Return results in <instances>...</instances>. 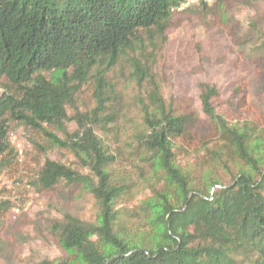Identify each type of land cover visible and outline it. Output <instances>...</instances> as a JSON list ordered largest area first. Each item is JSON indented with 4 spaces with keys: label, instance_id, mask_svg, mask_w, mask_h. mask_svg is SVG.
Returning <instances> with one entry per match:
<instances>
[{
    "label": "trees",
    "instance_id": "16d2710c",
    "mask_svg": "<svg viewBox=\"0 0 264 264\" xmlns=\"http://www.w3.org/2000/svg\"><path fill=\"white\" fill-rule=\"evenodd\" d=\"M180 2L0 0V176L33 155L39 167L31 182L35 188L81 181L102 209L98 224L74 215L54 221L63 248L79 258L47 264H264V118L232 124L216 109L217 87L203 84V109L213 125L205 146L212 145L208 150L217 158L243 162L251 171L243 169L214 193L192 185L179 157L195 145L199 118L165 98L143 61L162 49ZM224 2H202L183 11L199 15ZM123 60L144 88L138 98L143 129L134 136L137 152L164 177L165 190L175 184L180 191L177 201L167 200L161 209L151 201L138 208L157 228L155 240L138 239L120 220L115 206L126 187L114 180L117 156L108 153L96 131L109 123L118 126L124 116L114 106L120 94L108 77ZM92 80L97 106L77 116L79 128L70 133L67 105ZM19 128L29 131L32 145L23 162L10 138ZM55 148L80 155L98 182L61 162L39 160ZM12 208L11 200L0 199V228Z\"/></svg>",
    "mask_w": 264,
    "mask_h": 264
},
{
    "label": "rangeland",
    "instance_id": "374dc122",
    "mask_svg": "<svg viewBox=\"0 0 264 264\" xmlns=\"http://www.w3.org/2000/svg\"><path fill=\"white\" fill-rule=\"evenodd\" d=\"M166 34L162 49L154 51V57L147 53L143 61L151 67L165 98L197 114L196 143L189 154L179 157V164L192 185L214 193L222 185L232 183L243 169H251L226 156L217 158L208 150L212 145L205 146L213 125L203 109L202 85L217 87L216 109L232 124L264 118V0H225L199 15L176 11ZM131 72L125 60L109 72L108 77L120 94V101L115 100L114 106L121 107L124 116L118 126L109 123L97 126L96 131L108 153L117 156L112 166L114 180L126 187L115 206L120 220L130 225L131 233L138 239L148 235L155 240L157 228L137 213L138 208L151 201L161 209L167 200L177 201L180 191L175 184L165 190L164 177L156 174L137 152L134 136L143 129L138 98L144 88L132 79ZM94 88L93 80L82 84L73 102L67 105L68 132L78 130L77 116L97 106ZM11 133L22 144L24 154L20 160L24 161L25 151L32 146L30 133L24 128ZM46 158L98 182L91 166L72 151L55 148L39 160ZM38 168L31 155L25 163L0 176V199H9L13 204L5 226L0 228V264L74 262L79 256L63 248L53 222L74 215L91 224L100 223L101 205L88 185L62 180L52 190L39 191L31 184Z\"/></svg>",
    "mask_w": 264,
    "mask_h": 264
},
{
    "label": "built area",
    "instance_id": "2783aa9c",
    "mask_svg": "<svg viewBox=\"0 0 264 264\" xmlns=\"http://www.w3.org/2000/svg\"><path fill=\"white\" fill-rule=\"evenodd\" d=\"M214 1L215 0H181L180 4L177 5L176 7H174L173 10L174 11H183L190 6L197 5V4H200L202 2L211 4ZM10 136H11L10 138L12 140V143L15 145L16 150L18 151L19 155L22 156L24 153H23V150L21 148V145H22L21 142L17 143V141L14 139L13 133H10Z\"/></svg>",
    "mask_w": 264,
    "mask_h": 264
}]
</instances>
